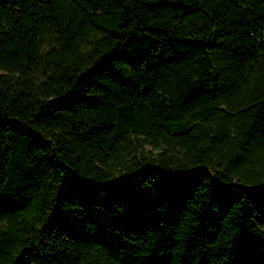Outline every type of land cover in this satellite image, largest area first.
Masks as SVG:
<instances>
[{"label":"trees","instance_id":"1","mask_svg":"<svg viewBox=\"0 0 264 264\" xmlns=\"http://www.w3.org/2000/svg\"><path fill=\"white\" fill-rule=\"evenodd\" d=\"M0 264H264V0H0Z\"/></svg>","mask_w":264,"mask_h":264}]
</instances>
